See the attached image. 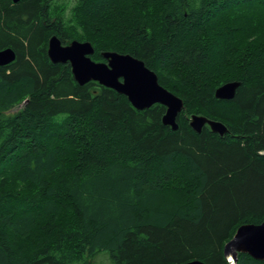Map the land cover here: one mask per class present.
I'll list each match as a JSON object with an SVG mask.
<instances>
[{
  "label": "trees",
  "instance_id": "trees-1",
  "mask_svg": "<svg viewBox=\"0 0 264 264\" xmlns=\"http://www.w3.org/2000/svg\"><path fill=\"white\" fill-rule=\"evenodd\" d=\"M52 35L89 41L96 62L142 60L183 100L177 129L161 104L79 85L48 58ZM6 47L0 264H98L102 252L106 264H228L237 227L264 220V0H0ZM229 81L234 97L216 98ZM191 114L227 130L195 132ZM62 204L74 220L57 216ZM235 264L264 259L240 252Z\"/></svg>",
  "mask_w": 264,
  "mask_h": 264
},
{
  "label": "water",
  "instance_id": "water-1",
  "mask_svg": "<svg viewBox=\"0 0 264 264\" xmlns=\"http://www.w3.org/2000/svg\"><path fill=\"white\" fill-rule=\"evenodd\" d=\"M46 52L53 63L68 62L73 78L79 85L97 81L99 84L125 95L130 104L139 110L149 108L156 103L163 105L165 111L161 117L162 124L169 126L172 130L177 129L176 118L184 107L183 100L163 87L158 81L157 74L145 66L142 60L130 54L105 51L101 55L106 62H96L88 56L93 53V47L89 41L72 40L63 44L56 35L49 37ZM14 59L13 49L9 47L0 49V66L7 65ZM238 86V81L225 82L215 89V97L224 100L232 99ZM205 125L219 135H223L227 130L221 121L209 119L201 114H191L189 126L195 132H200ZM263 224L264 220L258 224L246 223L237 227L233 236L224 244V253L229 260L228 264H235L237 254L240 252L247 253L256 259H264V254L254 255L245 246L246 244L252 246L255 236L251 232L241 230V228H258ZM248 236L249 238H247ZM239 238L246 239L247 243L244 244ZM193 263L204 264L197 259L182 264Z\"/></svg>",
  "mask_w": 264,
  "mask_h": 264
},
{
  "label": "bare ground",
  "instance_id": "bare-ground-1",
  "mask_svg": "<svg viewBox=\"0 0 264 264\" xmlns=\"http://www.w3.org/2000/svg\"><path fill=\"white\" fill-rule=\"evenodd\" d=\"M10 48V47H9ZM12 49V48H11ZM94 52V49H93ZM93 54V53H92ZM92 54H89L88 56L90 57ZM91 58V57H90ZM103 62H106L103 61ZM97 82V81H95ZM206 117V116H205ZM190 118V117H189ZM241 230H246L248 232H251L252 235H254L255 237L252 240V246L247 245V240L244 238H239L242 240V242H244V244H246L245 246L250 250V252L254 255H262L264 254V224L258 228H247V229H242ZM240 230V231H241ZM249 238V236L247 237ZM239 240V241H241ZM226 257V256H225ZM227 259V258H226ZM237 259V258H236ZM227 261L229 262V260L227 259ZM236 262V260H235ZM196 264V263H193Z\"/></svg>",
  "mask_w": 264,
  "mask_h": 264
},
{
  "label": "rangeland",
  "instance_id": "rangeland-1",
  "mask_svg": "<svg viewBox=\"0 0 264 264\" xmlns=\"http://www.w3.org/2000/svg\"><path fill=\"white\" fill-rule=\"evenodd\" d=\"M57 2L58 3L64 2V3H66V5L68 7L72 3V0H57ZM150 17H152V15H150ZM248 35H256V34L249 33V34H247V36ZM16 188L18 190H21V191H24L25 189L32 190V191L36 190L35 188H25V187H20V186H16ZM57 216L60 218H63V219L65 218L66 220H71V221L74 220L71 210L68 207H65V205H63V204L59 207V211L57 212ZM97 261H98V264L99 263H103V264L108 263L107 256L103 252L98 256Z\"/></svg>",
  "mask_w": 264,
  "mask_h": 264
},
{
  "label": "flooded vegetation",
  "instance_id": "flooded-vegetation-1",
  "mask_svg": "<svg viewBox=\"0 0 264 264\" xmlns=\"http://www.w3.org/2000/svg\"><path fill=\"white\" fill-rule=\"evenodd\" d=\"M20 1V0H19ZM18 2V1H17ZM66 44V43H65Z\"/></svg>",
  "mask_w": 264,
  "mask_h": 264
}]
</instances>
